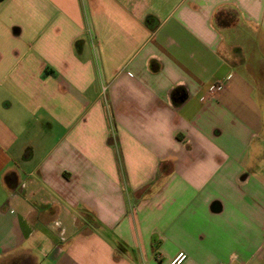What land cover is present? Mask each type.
Segmentation results:
<instances>
[{"label":"crops","instance_id":"0c3cea01","mask_svg":"<svg viewBox=\"0 0 264 264\" xmlns=\"http://www.w3.org/2000/svg\"><path fill=\"white\" fill-rule=\"evenodd\" d=\"M178 252L264 264V0H0V264Z\"/></svg>","mask_w":264,"mask_h":264},{"label":"built area","instance_id":"2783aa9c","mask_svg":"<svg viewBox=\"0 0 264 264\" xmlns=\"http://www.w3.org/2000/svg\"><path fill=\"white\" fill-rule=\"evenodd\" d=\"M186 258V254L184 252H178L173 259L169 262V264H180Z\"/></svg>","mask_w":264,"mask_h":264},{"label":"trees","instance_id":"16d2710c","mask_svg":"<svg viewBox=\"0 0 264 264\" xmlns=\"http://www.w3.org/2000/svg\"><path fill=\"white\" fill-rule=\"evenodd\" d=\"M149 22H151V19H149Z\"/></svg>","mask_w":264,"mask_h":264}]
</instances>
